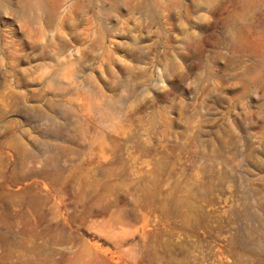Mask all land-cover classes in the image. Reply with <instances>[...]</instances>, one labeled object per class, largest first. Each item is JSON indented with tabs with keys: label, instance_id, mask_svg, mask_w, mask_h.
Here are the masks:
<instances>
[{
	"label": "rangeland",
	"instance_id": "obj_1",
	"mask_svg": "<svg viewBox=\"0 0 264 264\" xmlns=\"http://www.w3.org/2000/svg\"><path fill=\"white\" fill-rule=\"evenodd\" d=\"M0 264H264V0H0Z\"/></svg>",
	"mask_w": 264,
	"mask_h": 264
}]
</instances>
